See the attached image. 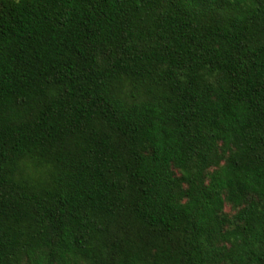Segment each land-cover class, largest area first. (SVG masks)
Masks as SVG:
<instances>
[{
    "label": "trees",
    "instance_id": "16d2710c",
    "mask_svg": "<svg viewBox=\"0 0 264 264\" xmlns=\"http://www.w3.org/2000/svg\"><path fill=\"white\" fill-rule=\"evenodd\" d=\"M0 264H264V0H0Z\"/></svg>",
    "mask_w": 264,
    "mask_h": 264
}]
</instances>
